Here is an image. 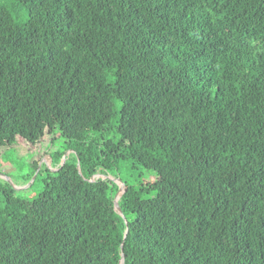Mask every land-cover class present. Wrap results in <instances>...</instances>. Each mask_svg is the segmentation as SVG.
<instances>
[{
    "label": "trees",
    "instance_id": "obj_1",
    "mask_svg": "<svg viewBox=\"0 0 264 264\" xmlns=\"http://www.w3.org/2000/svg\"><path fill=\"white\" fill-rule=\"evenodd\" d=\"M57 128L0 264H264V0H0V149Z\"/></svg>",
    "mask_w": 264,
    "mask_h": 264
},
{
    "label": "rangeland",
    "instance_id": "obj_2",
    "mask_svg": "<svg viewBox=\"0 0 264 264\" xmlns=\"http://www.w3.org/2000/svg\"><path fill=\"white\" fill-rule=\"evenodd\" d=\"M96 135L90 132V138H95ZM110 136L105 135L106 138H110ZM59 153L62 154L61 161L72 157L74 154L65 148V139L61 136V131L58 128L53 132H46L42 139L35 144L18 138L14 145L0 149V174L8 179L11 186L20 187L19 190L14 189L16 196L31 201L41 192L46 173H52L56 170L51 159ZM34 162L37 164V169L26 182L27 176L32 172ZM95 176L105 178L99 174ZM108 178L117 182L123 190V180L131 178L132 181L147 183L154 176L138 166L131 169L129 163H124L108 174ZM0 179L5 182L3 177Z\"/></svg>",
    "mask_w": 264,
    "mask_h": 264
},
{
    "label": "water",
    "instance_id": "obj_3",
    "mask_svg": "<svg viewBox=\"0 0 264 264\" xmlns=\"http://www.w3.org/2000/svg\"><path fill=\"white\" fill-rule=\"evenodd\" d=\"M77 167H78V165H77ZM0 177H3L4 180H5V182H6V183H7L12 189H16V190H19V189H20V187H17V188H16V187H14V186H11L10 183L8 182V179H7L5 176H3V175L0 174ZM94 178H95V175L92 176V177L89 179V181H93ZM105 178L108 179V180H110V179L108 178V176H105ZM110 181H113V180H110ZM114 182H115V181H114ZM115 183H116V185H117V191H116V193H115V195H114V197H113L114 209H115V211H116V212H117V213L123 218L122 212H121L120 207H119V205H118V200H119L121 194L123 193L124 189H123L122 193L118 195V189L120 188V186L117 184V182H115ZM124 220H125V219H124ZM125 224H126V222H125ZM126 233H127V228H126V230H125V232H124L123 239L126 237ZM123 263H124V256H123L122 248H121V256H120L119 264H123Z\"/></svg>",
    "mask_w": 264,
    "mask_h": 264
}]
</instances>
